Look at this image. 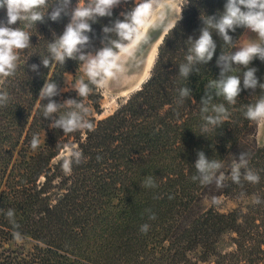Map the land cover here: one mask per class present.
I'll return each mask as SVG.
<instances>
[{"label": "trees", "instance_id": "trees-1", "mask_svg": "<svg viewBox=\"0 0 264 264\" xmlns=\"http://www.w3.org/2000/svg\"><path fill=\"white\" fill-rule=\"evenodd\" d=\"M51 2V0H50ZM87 3V0H82ZM140 0H127L113 8L111 17H100L92 24L88 51L102 47L103 26H111L121 13L130 11ZM77 0H72L74 7ZM226 0H184L180 18L158 45L149 77L111 114L101 115L99 88L83 103L89 108L91 130L63 134L62 129L48 127L42 117L39 91L45 80L52 79L65 88L66 72L74 71L79 61L66 59L64 65L52 61L49 68L41 57H49L48 43L63 33L68 17L53 22H37L26 27L31 34L29 48L19 52L15 75L0 78V91L10 100L0 107V209L12 208L19 231L29 248L14 243L13 228L0 212V264H264V146L256 140L258 123L245 118L248 104H254L264 91L243 90L236 103L229 105V116L222 127L201 135L203 122L200 100L205 85L219 76L216 59L222 51L232 49L213 32L217 44L213 59L201 65L187 79L179 76V64L186 62L189 36L196 39L204 26L202 18L218 15ZM44 8L41 11L46 12ZM6 10L0 9V20ZM244 27L229 32L236 42ZM113 39H117L115 34ZM264 43V42H261ZM39 65L33 72L30 65ZM250 67L264 83V62L254 59ZM241 69L233 72L241 74ZM87 82V79L85 80ZM188 87L192 100L176 103L178 89ZM73 98L75 90L61 92L57 102ZM62 109L59 114H63ZM34 133L40 146L33 150L29 141ZM67 144L81 150L85 161L73 165L70 175L61 168L60 152ZM197 150L208 159L229 165L241 152L249 154V168L259 174L260 182L241 185L225 181L226 187L201 186L193 181ZM97 157H100L98 160ZM243 172V170H242ZM154 176L156 188H144L146 176ZM230 198L238 205L221 212L212 197ZM150 209L156 219L149 220ZM149 224L146 234L140 226ZM229 234L231 249L219 250L218 243Z\"/></svg>", "mask_w": 264, "mask_h": 264}, {"label": "clouds", "instance_id": "clouds-1", "mask_svg": "<svg viewBox=\"0 0 264 264\" xmlns=\"http://www.w3.org/2000/svg\"><path fill=\"white\" fill-rule=\"evenodd\" d=\"M127 2V0H123ZM122 0H77L72 6V0H0V9L6 10V19L0 20V78L15 75L19 52L32 45L31 34L21 27H13L17 22H26V27H32L37 22L45 23V17L53 22H59L62 17H68L63 33L59 36L52 33L53 40L48 43L49 57H41V63L49 68L52 61L64 65L66 59L77 60L82 66L87 82L82 77L68 88H59L52 79H46L39 91L38 100L47 103L42 104V117L49 120L48 127L51 129H62L63 134H71L77 131H86L93 128L89 119V108L83 103V98L89 96L92 87L103 88L107 80L113 78L119 71V53H128L130 45L138 42V32L144 23V19L150 15L154 0H140L128 12L121 13L123 20L116 19L111 26H103L101 38L102 47L95 51H88L91 46L89 33L93 32L92 24L100 17H111L113 8L120 5ZM47 8L46 12L41 9ZM203 27L200 29L198 38L188 37L186 62L179 64V76L187 79L194 71L199 73L201 65H206L213 59L217 44L212 33L215 32L225 45H229L235 51L225 53L224 51L216 59V65L220 69L216 79L209 80L205 85V94L200 100V112L202 123L200 125L201 135L215 131L222 127L229 116L228 109L224 103L213 104L217 97H223L227 104L236 103L240 95L241 81L243 90H255L260 88L264 91V83H260L255 67H250L254 59L264 62V43L251 41L245 44L234 42L229 32H235L238 27H244L255 33L260 41L264 42V0H226L224 10L218 15L202 18ZM179 21V20H178ZM177 21V22H178ZM176 22V24H177ZM173 24L171 30L176 26ZM115 34L117 39H113ZM33 72L39 71V65L32 64ZM241 69V74L234 75L233 72ZM75 90L79 100L69 98L62 103L57 102L54 97L61 92ZM176 103L183 105L186 100H192L190 88L183 87L178 90ZM10 96L6 91H0V107L7 106ZM65 111L59 114L61 110ZM245 118L259 123L264 121V95L254 104H248L244 112ZM41 140L38 133H34L29 141L30 147L36 150ZM62 147L60 152L61 168L66 175H70L73 165H80L85 161L81 150L70 145L56 144ZM197 160L194 167L196 174L192 176L193 181H198L201 186L215 185L217 189L226 187L225 181L230 178L231 182L241 185L242 181L252 184L260 182L258 173L249 168V154L241 152L239 157H234L229 165L228 173L222 169L225 167L222 161L208 159L202 150H197ZM99 160L100 157H97ZM243 170V172H242ZM144 188H156L154 176H146L142 182ZM255 204L264 203L259 196ZM211 203L215 206L221 204V200L212 197ZM149 220H155V213L150 209L145 210ZM4 212V209H0ZM9 224L12 226V236L20 242L24 239L19 231L20 225L15 218V210L12 208L4 212ZM150 225L145 223L140 226L141 233L146 234Z\"/></svg>", "mask_w": 264, "mask_h": 264}, {"label": "rangeland", "instance_id": "rangeland-1", "mask_svg": "<svg viewBox=\"0 0 264 264\" xmlns=\"http://www.w3.org/2000/svg\"><path fill=\"white\" fill-rule=\"evenodd\" d=\"M183 2H184V0H154L151 13H150V15H148L144 19V23L140 27L139 31L141 29H143V32L146 33L148 31V29H150V27L156 22L159 15L162 12H166V11L170 13V16L173 15V17H174L172 24H171V26H172L180 18V11H181L180 8H181V5ZM145 33H144V35H145ZM144 35L141 36L140 40L137 43L132 45L133 48L128 53L122 54V55L126 56L124 58H128L132 54L133 49L138 45L139 42H141ZM237 41L239 44H245V43H248L251 41H256L259 43L262 42L259 40V38L257 37V35L255 33L251 32L250 30H248L246 28H244L241 31ZM235 50L236 49L233 48L230 50V52L235 51ZM155 57H156V55H155ZM153 62H154V60H153ZM150 70H151V68H150ZM150 70H149V73H150ZM82 77L84 78V80L87 79V77L84 75L82 66H80V64H79V66L74 71L66 72V74L64 76V83L66 86L65 88L70 87L72 84L76 83ZM117 82L118 81L115 79V77H113V78L107 80V82L105 83V86L103 88H99L101 95H102V100H101L102 113H101V115L96 116V117L101 118V117H104V116L111 114L120 105L125 103L126 99L132 93H134L136 91L132 87L119 88ZM256 140H257V143L259 146H264V121H261L258 123ZM220 200H221V204L218 206H215V207L217 209H219V211H221V212L229 211L238 205V201L232 200L230 198H220ZM204 204L206 207H209L211 202L205 201ZM229 236H230L229 234H224L221 237V239L218 243V249L219 250L231 249ZM14 243H16L17 245H23L26 249L30 247V243L27 240H21L20 242H17L14 239L13 241H10L8 245L11 247H14ZM199 264H207V263L200 262Z\"/></svg>", "mask_w": 264, "mask_h": 264}, {"label": "bare ground", "instance_id": "bare-ground-1", "mask_svg": "<svg viewBox=\"0 0 264 264\" xmlns=\"http://www.w3.org/2000/svg\"><path fill=\"white\" fill-rule=\"evenodd\" d=\"M165 13H167L166 16ZM173 18V15L170 16L169 12H162L146 33L143 32V29L140 30L141 32L139 31V40L144 33L145 35L128 58H124L126 56L122 55L123 53H119V71L114 76L118 81L119 88L132 87L134 90H138L142 83L146 81L149 77V70L153 64L158 45L165 33L171 28ZM154 34L156 36L152 38ZM130 46L129 51L133 48L132 45Z\"/></svg>", "mask_w": 264, "mask_h": 264}, {"label": "water", "instance_id": "water-1", "mask_svg": "<svg viewBox=\"0 0 264 264\" xmlns=\"http://www.w3.org/2000/svg\"><path fill=\"white\" fill-rule=\"evenodd\" d=\"M166 15H167V13H165V16H166ZM165 16H164V17H165ZM166 33H167V32H166ZM166 33H165V34H166ZM155 36H156V34H154L152 38H154ZM163 37H164V36H163ZM162 39H163V38H162ZM161 41H162V40H161ZM160 43H161V42H160Z\"/></svg>", "mask_w": 264, "mask_h": 264}]
</instances>
